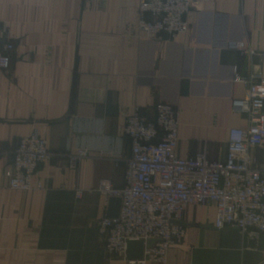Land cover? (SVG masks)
I'll return each mask as SVG.
<instances>
[{"label": "crops", "instance_id": "1", "mask_svg": "<svg viewBox=\"0 0 264 264\" xmlns=\"http://www.w3.org/2000/svg\"><path fill=\"white\" fill-rule=\"evenodd\" d=\"M138 11L139 0H0L4 37L15 43L10 71H0V264H132L103 252L96 221L109 217L110 199L96 187L124 185V125L137 109L176 106L182 157L206 149L223 161L230 130L247 126L234 100L247 91L238 77L264 76V0H192L191 30L175 40L142 33ZM34 132L53 153L42 188L13 191L5 169ZM81 149L88 156L69 166ZM253 155L264 167L262 149ZM215 218L211 206L188 207L184 238L146 264H264V233L248 240L217 230Z\"/></svg>", "mask_w": 264, "mask_h": 264}, {"label": "built area", "instance_id": "2", "mask_svg": "<svg viewBox=\"0 0 264 264\" xmlns=\"http://www.w3.org/2000/svg\"><path fill=\"white\" fill-rule=\"evenodd\" d=\"M191 8L192 0H139L138 28L151 37L166 35L175 40L191 30ZM234 46L243 54H258L243 42ZM14 50V41L4 37L0 24L1 72L10 71ZM237 80L246 84L247 91L234 100V107L246 115L248 124L230 130L223 161L211 159L206 149L189 157L178 154V111L170 102L156 103L151 116L137 109L126 117L124 134L131 141V154L125 159V183L116 187L111 180L102 179L96 187L106 200H122L118 217L96 221L109 262L165 261L168 249L184 238L185 228L178 222L190 206L213 207L217 230L237 228L248 240L264 233V167L253 155L260 148L264 156V76ZM67 156L69 166L75 167L88 151L81 149ZM52 157L45 137L36 132L21 137L5 169L9 188L41 189L40 167ZM75 191L77 198L85 192ZM151 239L156 242L146 246L143 260L126 258L128 241L144 240L147 245Z\"/></svg>", "mask_w": 264, "mask_h": 264}, {"label": "water", "instance_id": "3", "mask_svg": "<svg viewBox=\"0 0 264 264\" xmlns=\"http://www.w3.org/2000/svg\"><path fill=\"white\" fill-rule=\"evenodd\" d=\"M122 200L119 197L110 198V206L108 216L115 218L118 217L121 210ZM179 224H184L183 221H179ZM156 242L155 239L147 241V245L144 240H130L127 243L126 258L128 260H143L146 246L150 248Z\"/></svg>", "mask_w": 264, "mask_h": 264}]
</instances>
